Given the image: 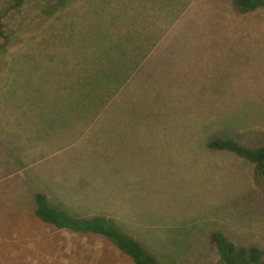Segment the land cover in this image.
Returning <instances> with one entry per match:
<instances>
[{
  "label": "rangeland",
  "instance_id": "1",
  "mask_svg": "<svg viewBox=\"0 0 264 264\" xmlns=\"http://www.w3.org/2000/svg\"><path fill=\"white\" fill-rule=\"evenodd\" d=\"M10 3L0 0V14ZM2 21L0 264H135L103 236L39 219L37 188L72 215L117 216L162 264L216 263L215 231L264 248L253 164L207 146L264 145V7L23 0ZM98 112L108 117L85 129ZM70 113L81 127L64 126ZM71 199L110 200L113 211L63 209ZM100 241L118 257L86 254Z\"/></svg>",
  "mask_w": 264,
  "mask_h": 264
},
{
  "label": "trees",
  "instance_id": "2",
  "mask_svg": "<svg viewBox=\"0 0 264 264\" xmlns=\"http://www.w3.org/2000/svg\"><path fill=\"white\" fill-rule=\"evenodd\" d=\"M64 0H56L60 5ZM239 12H248L256 7H264V0H234ZM23 0H11L0 14V37L5 39L2 18L11 10H18ZM4 45V44H3ZM1 45V46H3ZM207 146L211 149H225L236 153L253 164L254 183L261 186L264 195V145L249 148L238 144L233 138H213ZM35 214L43 222L55 228L73 233L100 235L110 240L122 253L129 256L135 264H162L152 253L131 234L122 231L112 217L93 215L75 216L52 206L46 194H34ZM209 238L216 249L217 261L213 264H264V248L256 245H237L220 231L210 233Z\"/></svg>",
  "mask_w": 264,
  "mask_h": 264
},
{
  "label": "crops",
  "instance_id": "3",
  "mask_svg": "<svg viewBox=\"0 0 264 264\" xmlns=\"http://www.w3.org/2000/svg\"><path fill=\"white\" fill-rule=\"evenodd\" d=\"M64 116H69V117L64 118ZM64 116H63V119L65 121L64 126L71 127V128L81 127L82 120H83V115L81 113H79V114H77V113L64 114ZM103 116L108 117V114H105L103 112H98V113H92L91 115H89V117L86 118V119H88L87 120L88 124H85L86 125L85 129H88V127L93 126L94 125L93 123H95L98 119H102ZM0 148L3 150L2 146H0ZM24 167L28 168L30 166L27 165ZM15 171H18V170H14V173H15ZM11 174H13V173H11ZM36 191L37 192H43L42 190H39L38 188L36 189ZM44 194H46V193H44ZM59 197L62 198L59 200H65L66 202L69 201V200H67V197H62L61 195H59ZM33 198H34V196H33ZM47 198H48V202H50V204H51V201H52L51 197H49L47 195ZM62 207H63V209H72V210H77V211H113L112 210L113 204L110 200H108L106 203H103V201H99L96 199H93L91 201L82 200V201H78L76 204V202L71 199V206L63 204ZM78 207H80V208H78ZM93 215H102V216L112 217L115 220V223H117V220H118V218H116L117 216H114V215H112L110 213H106V212H96L95 214H92L91 216H93ZM28 243H29L28 246L32 249L34 248L35 250L40 249V247H41L40 245L35 244L33 241L32 242L28 241ZM37 251L40 252L41 250H37ZM40 253H42V251ZM86 254L92 256L93 257L92 259L99 260V258H101L104 255H109L110 257H116L117 258L119 253H118V251L114 250V247H112V245L109 246L108 243L100 241L99 245L88 246V248L86 249Z\"/></svg>",
  "mask_w": 264,
  "mask_h": 264
}]
</instances>
